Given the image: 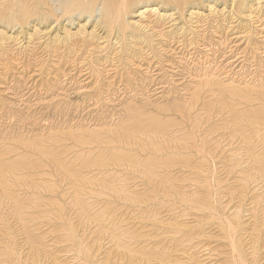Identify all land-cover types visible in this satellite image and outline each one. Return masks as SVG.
Returning <instances> with one entry per match:
<instances>
[{
  "label": "rangeland",
  "instance_id": "1",
  "mask_svg": "<svg viewBox=\"0 0 264 264\" xmlns=\"http://www.w3.org/2000/svg\"><path fill=\"white\" fill-rule=\"evenodd\" d=\"M234 1L0 0V264H264V0Z\"/></svg>",
  "mask_w": 264,
  "mask_h": 264
},
{
  "label": "bare ground",
  "instance_id": "2",
  "mask_svg": "<svg viewBox=\"0 0 264 264\" xmlns=\"http://www.w3.org/2000/svg\"><path fill=\"white\" fill-rule=\"evenodd\" d=\"M87 1H88V3L86 4ZM120 1L123 2L124 0L123 1L120 0ZM121 2H120V4H121ZM37 3L41 7H48L51 10V14H53L54 16H57L59 19L65 18L67 23L71 22V20H73L74 18H76L77 16H79L82 13H88L90 15V16H87L88 20L93 19V18L96 20L98 19L97 21L100 24H102L106 28H110V29H112V27H114V25H112V24H113L114 20L116 19L117 15L119 13V9L116 7V0H37ZM245 4H247V0H236L233 2V8L234 9L240 8V7L245 8L244 7ZM253 198H254V196H253ZM222 222H224V221H222ZM78 244H80V243H78Z\"/></svg>",
  "mask_w": 264,
  "mask_h": 264
}]
</instances>
